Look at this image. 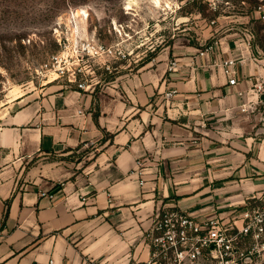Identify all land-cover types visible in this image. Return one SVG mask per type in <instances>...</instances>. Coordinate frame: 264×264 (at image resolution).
I'll return each instance as SVG.
<instances>
[{
  "label": "crops",
  "instance_id": "crops-1",
  "mask_svg": "<svg viewBox=\"0 0 264 264\" xmlns=\"http://www.w3.org/2000/svg\"><path fill=\"white\" fill-rule=\"evenodd\" d=\"M227 56L243 59L236 85L209 66ZM163 58L94 92L22 97L0 117V264H145L163 208L227 216L264 191V120L242 111L258 99L249 89L264 80V49L215 47L207 66L177 72ZM95 142L93 157L68 160Z\"/></svg>",
  "mask_w": 264,
  "mask_h": 264
},
{
  "label": "rangeland",
  "instance_id": "rangeland-1",
  "mask_svg": "<svg viewBox=\"0 0 264 264\" xmlns=\"http://www.w3.org/2000/svg\"><path fill=\"white\" fill-rule=\"evenodd\" d=\"M128 2L133 9L126 8ZM257 4L258 0H161L160 6L154 0H0V117L18 110L22 97L76 89L67 79L54 80L43 66L52 55L70 54L89 38L108 46L120 44L126 55L111 63L110 71L97 70V89L113 81L117 71L156 63L162 54L165 70L174 59H179L181 70L207 66L196 56L209 45L216 51L229 44L238 53L246 47L257 53L264 49V19L255 11ZM78 9L88 16H75ZM165 93L163 102L169 107L173 97L167 99ZM98 148L99 142L90 143L67 158L87 161Z\"/></svg>",
  "mask_w": 264,
  "mask_h": 264
},
{
  "label": "built area",
  "instance_id": "built-area-1",
  "mask_svg": "<svg viewBox=\"0 0 264 264\" xmlns=\"http://www.w3.org/2000/svg\"><path fill=\"white\" fill-rule=\"evenodd\" d=\"M254 8L264 19V0H258ZM213 50V45L200 50L197 61L208 59ZM125 56L120 44L108 46L89 38L71 49L70 54L52 55L43 69L47 74L55 75L54 80L67 79L77 90L94 92L98 85L94 81L97 70L110 71L111 63L121 61ZM178 60L170 62L168 71H179ZM242 60L227 56L212 59L209 66L221 68L227 84L236 85ZM250 92L258 99L243 104L242 111L254 105L264 120V80L254 78ZM177 94L174 88L166 91L165 96L170 99ZM237 94L245 96L241 90ZM79 113L83 114V109ZM140 183L143 185L144 180ZM40 195L54 199V194L44 190ZM145 237L151 248V259L146 264H264V191L250 196L242 207L233 209L227 216L214 213L200 217L183 209L165 207L155 216Z\"/></svg>",
  "mask_w": 264,
  "mask_h": 264
},
{
  "label": "bare ground",
  "instance_id": "bare-ground-1",
  "mask_svg": "<svg viewBox=\"0 0 264 264\" xmlns=\"http://www.w3.org/2000/svg\"><path fill=\"white\" fill-rule=\"evenodd\" d=\"M155 1V4H157L158 6L161 5V0H154ZM168 7H170V3L168 2L167 5ZM127 9H133V3L132 2H128V6L126 7ZM75 16L77 17H80V15H85V16H88V13L86 10L84 9H78L75 13H74ZM75 32L77 31V27H75Z\"/></svg>",
  "mask_w": 264,
  "mask_h": 264
}]
</instances>
